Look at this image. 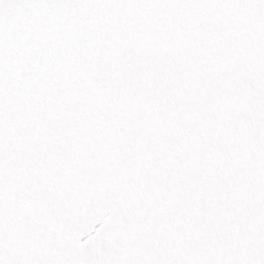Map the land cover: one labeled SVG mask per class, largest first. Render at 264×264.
<instances>
[{
  "label": "snow or ice",
  "instance_id": "snow-or-ice-1",
  "mask_svg": "<svg viewBox=\"0 0 264 264\" xmlns=\"http://www.w3.org/2000/svg\"><path fill=\"white\" fill-rule=\"evenodd\" d=\"M0 264H264V0H0Z\"/></svg>",
  "mask_w": 264,
  "mask_h": 264
}]
</instances>
